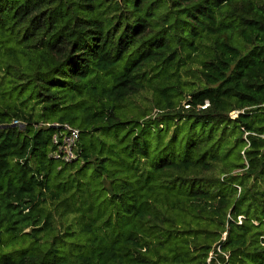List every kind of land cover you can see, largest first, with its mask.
I'll return each instance as SVG.
<instances>
[{
	"label": "trees",
	"instance_id": "obj_1",
	"mask_svg": "<svg viewBox=\"0 0 264 264\" xmlns=\"http://www.w3.org/2000/svg\"><path fill=\"white\" fill-rule=\"evenodd\" d=\"M0 264H264V0H0Z\"/></svg>",
	"mask_w": 264,
	"mask_h": 264
},
{
	"label": "built area",
	"instance_id": "obj_2",
	"mask_svg": "<svg viewBox=\"0 0 264 264\" xmlns=\"http://www.w3.org/2000/svg\"><path fill=\"white\" fill-rule=\"evenodd\" d=\"M207 105L208 102L205 101L204 104L201 105V107H206ZM8 124L13 126L17 125L19 127H22L24 125L23 121L17 118L12 119ZM39 125L53 126L56 128L51 136L53 149L49 153L50 156L63 161H71L76 158L77 142L80 134V130L78 127L66 122H42Z\"/></svg>",
	"mask_w": 264,
	"mask_h": 264
},
{
	"label": "rangeland",
	"instance_id": "obj_3",
	"mask_svg": "<svg viewBox=\"0 0 264 264\" xmlns=\"http://www.w3.org/2000/svg\"><path fill=\"white\" fill-rule=\"evenodd\" d=\"M26 209H28V207H26V206H25V210H26ZM238 219H240V216H239V218H238Z\"/></svg>",
	"mask_w": 264,
	"mask_h": 264
},
{
	"label": "water",
	"instance_id": "obj_4",
	"mask_svg": "<svg viewBox=\"0 0 264 264\" xmlns=\"http://www.w3.org/2000/svg\"><path fill=\"white\" fill-rule=\"evenodd\" d=\"M23 209L25 210V206L23 207Z\"/></svg>",
	"mask_w": 264,
	"mask_h": 264
}]
</instances>
